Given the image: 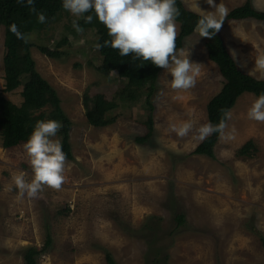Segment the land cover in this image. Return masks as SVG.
I'll return each mask as SVG.
<instances>
[{"label": "rangeland", "instance_id": "1", "mask_svg": "<svg viewBox=\"0 0 264 264\" xmlns=\"http://www.w3.org/2000/svg\"><path fill=\"white\" fill-rule=\"evenodd\" d=\"M183 1L221 19L220 5L228 14L247 0ZM253 3L264 11V0ZM89 15L92 21L86 23ZM97 18L94 11L75 16L64 9L51 27L27 36L37 70L55 87L72 120L74 158L67 159L61 190L45 186L37 199L20 198L13 177L23 173L30 182L34 175L25 143L4 148L0 133V264H25L28 248L45 245L48 251L37 264H109L107 253L116 264H264V122L248 117L258 97L244 93L237 99L227 120L234 138H219L214 157L197 154L208 137L201 141L193 132L181 138L171 125L210 123L207 105L226 82L210 58V38L199 29L177 50L199 65L195 87L173 89L171 74L162 68L150 97L146 87L131 88L117 72L99 70L106 47L96 45L106 39ZM175 24L177 36L181 26ZM220 31L239 66L264 80V69L257 66L264 58V22L233 20ZM63 33L71 43L57 48ZM4 41L2 26L0 95L21 105L28 76L5 90ZM56 49L62 54L55 56ZM106 99L118 104L106 114L110 123L92 125L89 113ZM44 110L50 116L53 108ZM150 119L153 135L138 143L137 137L148 134ZM54 139L61 142L59 131ZM251 141L252 156L240 155Z\"/></svg>", "mask_w": 264, "mask_h": 264}, {"label": "trees", "instance_id": "2", "mask_svg": "<svg viewBox=\"0 0 264 264\" xmlns=\"http://www.w3.org/2000/svg\"><path fill=\"white\" fill-rule=\"evenodd\" d=\"M176 7L179 10V15L175 21L181 26L175 40L177 51L184 47L187 37L199 29L202 30L201 20L210 17L190 9L183 0H176ZM63 10V0H33L31 7L28 6L27 0H23V3L18 2V0H0V27L3 26L5 31V90L9 91L18 87L22 84L21 78L24 75L28 76L22 91L24 101L21 105H17L5 96L0 95V133L2 135L1 145L4 148H13L28 141L37 121H47L49 120L48 117L58 120L63 125L59 130L63 150L67 154V159L72 160L74 158L70 143L72 120L60 106L61 98L55 87L37 70L31 56L30 42L25 43L24 40L18 39L10 30L11 26L15 24L22 33L28 36L35 30L51 27L56 22V18L62 16ZM41 13L46 17L44 23L39 22L38 19ZM245 19L264 22V11L257 9L253 0H247L245 4L230 10L223 17L222 27L230 21ZM216 20L219 21L220 19ZM96 25L104 38L111 40L108 29L98 18L96 19ZM220 30L216 32L215 29H209V35L211 36L209 41L211 45L210 58L216 62L221 74L226 79L222 90L207 105L209 121L213 125L219 124L222 117L221 109L231 110L242 94L253 93L257 97L264 94V80L257 79L239 66L229 47H227ZM67 43H71L70 37L68 34L63 33L57 48L63 47ZM41 49L43 52L48 51L44 46ZM53 53L55 56L62 54L57 49ZM99 70L106 74L117 72L120 77L128 81L131 88L139 90L146 87L149 96L152 97L162 68L155 66L151 60L134 59V54L121 56L118 49L108 46L106 47L103 64L99 67ZM131 97L135 96L132 94ZM149 102L150 100H148ZM149 104L152 112L154 106L151 102ZM87 106L89 107V105ZM117 106L116 102L106 99L102 107H97L95 114L89 113L91 124L95 126L109 124L110 121L106 119V114L116 109ZM47 107L53 108L50 116L44 110ZM153 123V119L148 121L149 132L145 136L137 137L136 141L138 143H144L150 139L154 132ZM218 139L219 133L212 134L200 144L196 150L197 154L214 157V146ZM255 146L253 141L247 143L240 150V155L252 156L251 151ZM185 222V215H179L178 224L183 225ZM262 239L264 243V237ZM153 250L156 254H159L155 248ZM47 251L48 247L46 245L41 250L36 247L28 248L24 256L25 264H37V257ZM106 257L109 264H116L110 253H107Z\"/></svg>", "mask_w": 264, "mask_h": 264}, {"label": "clouds", "instance_id": "3", "mask_svg": "<svg viewBox=\"0 0 264 264\" xmlns=\"http://www.w3.org/2000/svg\"><path fill=\"white\" fill-rule=\"evenodd\" d=\"M23 3V0H18ZM212 0H209L211 4ZM28 6L33 5V0H27ZM64 9L75 16L94 11L99 21L108 29L111 40H105L103 45L97 44L96 48L112 47L118 49L121 56L134 54V59H143L168 71L172 76V88L188 90L195 87L196 76L199 75V65L194 64L189 58H181L183 52L177 53L175 19L179 15L176 0H63ZM35 11L34 8H32ZM221 19L213 18L201 20L202 37L211 38L209 29L218 32L223 25V17L227 10L218 7ZM39 22L44 23L46 17L39 14ZM92 16L85 18L86 23H91ZM77 31H83L75 22ZM18 39L28 42L26 34L22 33L15 24L10 28ZM257 66L264 69V58L257 60ZM222 117L217 125L205 123L194 128L191 122L181 125H171V130L183 138L193 133L203 141L214 133H219L222 140L234 138L235 129L227 131V120L231 119V111L221 109ZM249 119L264 122V94H261L248 111ZM63 127L58 120L37 121L35 128L25 143L24 148L29 157L33 171V178L29 182L25 174L20 173L13 177L15 186L19 190L20 198L25 195L29 199H37L47 186L54 190H61L66 183L68 169L67 154L62 143L54 139L57 132Z\"/></svg>", "mask_w": 264, "mask_h": 264}]
</instances>
